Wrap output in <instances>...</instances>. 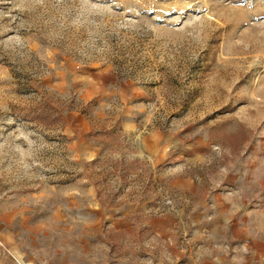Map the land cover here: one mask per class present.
Here are the masks:
<instances>
[{"label": "rangeland", "instance_id": "obj_1", "mask_svg": "<svg viewBox=\"0 0 264 264\" xmlns=\"http://www.w3.org/2000/svg\"><path fill=\"white\" fill-rule=\"evenodd\" d=\"M219 255L264 264V0H0V264Z\"/></svg>", "mask_w": 264, "mask_h": 264}, {"label": "crops", "instance_id": "obj_2", "mask_svg": "<svg viewBox=\"0 0 264 264\" xmlns=\"http://www.w3.org/2000/svg\"><path fill=\"white\" fill-rule=\"evenodd\" d=\"M227 257L228 256L219 255L213 259V264H232L231 262H228Z\"/></svg>", "mask_w": 264, "mask_h": 264}]
</instances>
